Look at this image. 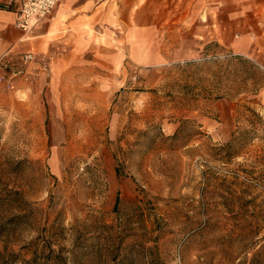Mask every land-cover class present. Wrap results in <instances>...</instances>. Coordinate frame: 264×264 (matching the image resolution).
<instances>
[{"label": "rangeland", "instance_id": "374dc122", "mask_svg": "<svg viewBox=\"0 0 264 264\" xmlns=\"http://www.w3.org/2000/svg\"><path fill=\"white\" fill-rule=\"evenodd\" d=\"M171 3L176 42L189 0ZM124 34L103 57L52 66L34 52L23 76L0 78V252L12 264L50 248L49 264H264L261 60L192 36L171 51L163 33L156 62L143 52L136 65ZM221 100L235 104L227 139L187 117L221 121Z\"/></svg>", "mask_w": 264, "mask_h": 264}, {"label": "crops", "instance_id": "0c3cea01", "mask_svg": "<svg viewBox=\"0 0 264 264\" xmlns=\"http://www.w3.org/2000/svg\"><path fill=\"white\" fill-rule=\"evenodd\" d=\"M22 1L0 0V78L7 76L8 81L24 75L25 63L21 62L20 57L25 52H49L53 56L52 66H72L74 59L90 50L101 52L103 57L113 41H118L111 33L119 32V29L128 37L130 35L132 59L136 65L143 63V52L145 63L156 62L158 44L160 47L163 42L159 36L165 33L164 42L167 49L171 47V51H189L190 41L187 39L192 36L197 37V43H194L203 48L210 44L230 56L261 60L264 69V0H189L188 8L184 7L187 13L182 16L183 38L176 42L170 37L175 31L172 0H166L165 28L158 23L161 17L159 0H60L51 16L37 20L27 33H23L15 24ZM126 19H132L133 26L126 24ZM195 19V29L190 32V23ZM170 22L173 26H169ZM261 103L264 121V86L261 89ZM217 107L221 121L212 120L196 110H188L187 117L197 118L207 132L227 139L234 128L235 104L221 100L217 102ZM175 127L171 124V132Z\"/></svg>", "mask_w": 264, "mask_h": 264}, {"label": "built area", "instance_id": "2783aa9c", "mask_svg": "<svg viewBox=\"0 0 264 264\" xmlns=\"http://www.w3.org/2000/svg\"><path fill=\"white\" fill-rule=\"evenodd\" d=\"M60 0H23L16 13L15 24L23 32H29L37 20L51 16L54 6ZM1 44V38H0ZM33 52H25L21 55L22 63H29L33 60Z\"/></svg>", "mask_w": 264, "mask_h": 264}, {"label": "trees", "instance_id": "16d2710c", "mask_svg": "<svg viewBox=\"0 0 264 264\" xmlns=\"http://www.w3.org/2000/svg\"><path fill=\"white\" fill-rule=\"evenodd\" d=\"M230 141L228 142V143H226L225 145H223V148H225V149H228L229 147H230ZM118 197L116 198V202H115V204H114V208L116 207V204L118 203ZM22 214H17V215H13L11 218H13V217H20ZM10 218V219H11ZM5 229H6V227H3V225L0 223V236L3 234V232L5 231ZM53 250L50 248L47 252H46V256H45V258H44V260H42L41 262H39V261H33L32 260V258H31V260H30V262H31V264H49V260H50V258H51V254H50V252H52ZM13 255V252H11V251H8L7 250V247L5 246V251H3V252H0V264L2 263V264H4L5 263V260H7L8 261V263H7V261H6V264H12V262H11V260H10V258H11V256ZM10 262V263H9Z\"/></svg>", "mask_w": 264, "mask_h": 264}]
</instances>
